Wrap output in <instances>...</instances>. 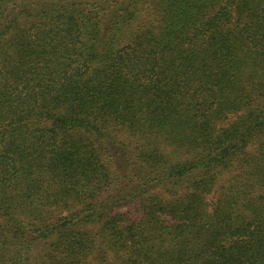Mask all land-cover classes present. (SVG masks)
Masks as SVG:
<instances>
[{"label": "trees", "instance_id": "trees-1", "mask_svg": "<svg viewBox=\"0 0 264 264\" xmlns=\"http://www.w3.org/2000/svg\"><path fill=\"white\" fill-rule=\"evenodd\" d=\"M0 264H264V0H0Z\"/></svg>", "mask_w": 264, "mask_h": 264}]
</instances>
